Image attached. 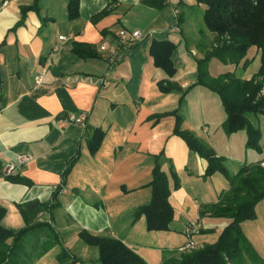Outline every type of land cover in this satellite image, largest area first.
Masks as SVG:
<instances>
[{
  "label": "crops",
  "instance_id": "obj_1",
  "mask_svg": "<svg viewBox=\"0 0 264 264\" xmlns=\"http://www.w3.org/2000/svg\"><path fill=\"white\" fill-rule=\"evenodd\" d=\"M34 2L36 9L26 11L18 23L21 8ZM164 2V7L154 8L142 0H78L79 15L69 19L68 0H0V206L6 210L2 227L21 228L24 222L16 205L34 199L47 201L72 159L58 195L59 206L52 217L42 212L38 220L49 222L63 246L83 264H93L98 253L96 247L79 239L81 230L118 238L147 264H160L174 257L186 242L184 229L189 223L204 224L194 235L204 243L215 240L228 222L199 215L200 206L216 201L228 180L218 172L205 177L207 161L172 133L174 118L162 114L178 107L180 94L158 89L157 82L167 76L154 65L149 52L153 40L176 44L172 54L176 72L169 79L183 90L192 86L195 59L203 56V38L206 42L212 38L201 28L205 5H195V0ZM108 5V14L92 22L91 16ZM175 5H179V28ZM135 30L141 34L139 39L131 36ZM61 35L65 38L60 39ZM74 43L89 46L84 51L92 49L96 55L77 56ZM101 44L115 50L114 64L100 50ZM247 57L251 61L245 69L241 64L234 67L212 59L209 74L234 69L248 79L259 65L250 71L255 55ZM212 63H217L213 69ZM43 68L45 74L36 82ZM81 113L85 114L83 128L71 121ZM179 113L182 128L222 156L229 175L243 164L264 158L263 115H249L262 133L258 153L245 147L244 130L225 134L222 103L209 89L200 85L188 89ZM95 129L103 131V139L91 154L88 139ZM161 152L174 215L169 230L148 231L144 215L136 218L134 213L150 198L152 156ZM18 154L32 159L17 162L12 174L4 176L3 166ZM176 178L179 185L173 188ZM241 228L264 258V216L257 214ZM38 236L42 240L43 233ZM23 250L17 257L20 264H60L56 260L59 245L38 258L29 243Z\"/></svg>",
  "mask_w": 264,
  "mask_h": 264
},
{
  "label": "trees",
  "instance_id": "obj_2",
  "mask_svg": "<svg viewBox=\"0 0 264 264\" xmlns=\"http://www.w3.org/2000/svg\"><path fill=\"white\" fill-rule=\"evenodd\" d=\"M142 1L154 8H162L166 5L164 0ZM195 2V5H205L201 15V28L212 38L209 42L203 38L204 45L201 46L203 56L195 59L196 82L188 89L194 85H200L212 91L220 99L226 115L222 123L225 134L244 130L245 147L260 153L262 133L260 127L249 120V115L264 116V95L259 96L264 83V0H195ZM178 6L175 5L174 8L178 9ZM30 9H36L35 2L31 6L21 8L18 23ZM110 9L109 5L104 7L91 16V21L95 23L108 14ZM67 14L69 19L78 17V0H68ZM179 14L178 10L175 22L178 28ZM101 32L106 33L105 30ZM85 48L89 46L78 43L73 45V51L77 56L94 57L96 55L94 50L84 51ZM175 49L176 44L169 40H153L149 48L154 65L167 76L166 79L157 82L158 89L164 93L180 94L178 107L162 116H172L174 118L172 133L179 136L191 151L207 161L205 177L218 172L227 178L228 187L219 193L216 201L202 204L199 215L227 219L228 222L221 228L215 240L204 242L198 248L183 251L177 248L174 257L164 259L160 264H264V258L259 255L241 228L243 222L256 219L255 206L264 198V158L257 162L243 164L234 175H229L223 165L224 158L217 156L214 150L192 131L182 128L179 107L188 89L183 90L176 82L169 79L176 72L172 62ZM250 49H256L259 52L258 69L250 78H242L234 69L216 76L209 74L208 64L212 59L234 67L241 64V67L245 69L251 61L247 59ZM102 139L103 131L95 129L88 139V149L91 154L98 150ZM72 160L62 173L60 184L47 201L34 199L16 205L24 222L21 228L10 230L0 225V264H20L17 257L24 251L25 243H29L35 258L46 253L51 247L59 245L61 250L56 255V260L60 264H83L63 246L59 233L49 222L38 220V215L42 212H47L52 217L53 210L59 206L58 195ZM163 161V152L152 156L153 167L148 184L151 188L150 198L134 213L136 218L144 215L148 231L169 230V224L174 215L173 207L169 202L171 188L161 168ZM16 180L29 183L24 178ZM178 185L176 178L173 188H177ZM5 212V208L0 206V220ZM201 224L200 229H204V224ZM40 233H43L42 240L38 236ZM78 237L86 245L97 248L98 256L93 264H147L142 257L118 238L109 235H93L86 230L79 231ZM194 241L198 244L195 239Z\"/></svg>",
  "mask_w": 264,
  "mask_h": 264
},
{
  "label": "built area",
  "instance_id": "obj_3",
  "mask_svg": "<svg viewBox=\"0 0 264 264\" xmlns=\"http://www.w3.org/2000/svg\"><path fill=\"white\" fill-rule=\"evenodd\" d=\"M7 2V1H5ZM178 9H174V13L177 14ZM131 36L134 39H139L141 37V34L138 30H135L131 33ZM60 39H64V36H59ZM57 47H54L53 50H55ZM100 50L106 52V58L108 59V62L110 64H114L116 62V52L114 49H106V45L105 44H101L100 45ZM45 74V68H43L40 73L38 74V76L36 77V82H40L43 78ZM260 93L264 94V83L260 89ZM71 121H73L74 123L78 124L79 126H81L82 128L85 126V114L81 113L75 117L71 118ZM32 159V157L28 154H18L15 158V161H10L8 163H6L3 168H2V172L4 176H10L13 172V169L15 167V164L18 162L20 163H26L29 162ZM264 163V161H263ZM202 227V224L198 221H194L189 223L185 229H184V234L186 236V242L184 244H182L181 246L178 247L179 251H183V250H187V249H191L194 248L195 246H197L196 242L194 241L193 237L195 234L198 233L199 229Z\"/></svg>",
  "mask_w": 264,
  "mask_h": 264
},
{
  "label": "rangeland",
  "instance_id": "obj_4",
  "mask_svg": "<svg viewBox=\"0 0 264 264\" xmlns=\"http://www.w3.org/2000/svg\"><path fill=\"white\" fill-rule=\"evenodd\" d=\"M250 55H255L252 64L249 66V68H250L249 70L252 71L253 69H256V65H259V58H258L259 55L258 54H255V52H254L253 49H250L248 51L247 56H250ZM213 62H219V61L216 60V59H213ZM214 64H217V63H212L211 64V68L212 69L214 67ZM229 66H231V65H229ZM262 95H264V94H262V93L259 92V96H262ZM255 212H256V216L258 214V216L260 218H261V216H264V198L256 204V206H255ZM197 243H198L197 246H195L194 248H198L202 244L200 242H197ZM260 251H261V249H260Z\"/></svg>",
  "mask_w": 264,
  "mask_h": 264
}]
</instances>
